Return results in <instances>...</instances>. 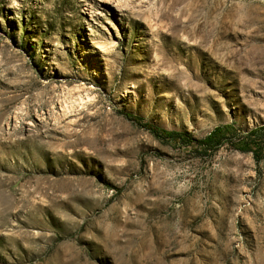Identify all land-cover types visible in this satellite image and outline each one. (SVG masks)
I'll return each mask as SVG.
<instances>
[{"label": "rangeland", "instance_id": "374dc122", "mask_svg": "<svg viewBox=\"0 0 264 264\" xmlns=\"http://www.w3.org/2000/svg\"><path fill=\"white\" fill-rule=\"evenodd\" d=\"M262 126L264 0H0V264H264Z\"/></svg>", "mask_w": 264, "mask_h": 264}, {"label": "trees", "instance_id": "16d2710c", "mask_svg": "<svg viewBox=\"0 0 264 264\" xmlns=\"http://www.w3.org/2000/svg\"><path fill=\"white\" fill-rule=\"evenodd\" d=\"M262 127H264V126H262ZM262 130H264V129H262ZM252 132H253L252 135L253 134H256V131L255 130H253ZM169 133L170 134H173V132H169ZM214 135L216 136L217 135V132H215ZM212 138L213 137H209V138L205 139L204 142L208 145V144H210L209 142L212 140Z\"/></svg>", "mask_w": 264, "mask_h": 264}]
</instances>
